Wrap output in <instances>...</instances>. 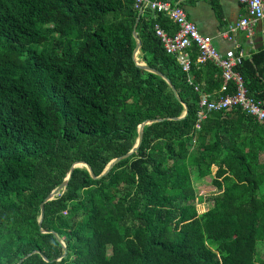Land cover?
<instances>
[{"label":"trees","instance_id":"1","mask_svg":"<svg viewBox=\"0 0 264 264\" xmlns=\"http://www.w3.org/2000/svg\"><path fill=\"white\" fill-rule=\"evenodd\" d=\"M159 1L188 18L198 0ZM137 12L133 0H0V264H264V128L239 108L196 121L200 94L233 85L217 93L210 62L183 73L154 36L177 27ZM133 34L137 60L169 85L135 65ZM235 70L263 101L264 53ZM149 119L161 121L135 153L95 179ZM76 162L94 178L74 168L37 226ZM191 171L215 191L202 213Z\"/></svg>","mask_w":264,"mask_h":264},{"label":"built area","instance_id":"2","mask_svg":"<svg viewBox=\"0 0 264 264\" xmlns=\"http://www.w3.org/2000/svg\"><path fill=\"white\" fill-rule=\"evenodd\" d=\"M235 2L242 7L244 15L226 31L217 35L231 46L222 54L212 47V38L198 33L182 8L159 0H133V6L141 11L146 7L151 12L162 13L177 27L176 32L168 36L155 25L154 36L161 44L164 53L174 59L183 73L187 74L191 65L210 62L220 71L221 83L217 93H225L228 83L233 85L234 92L231 95L213 97L211 94H200L196 121H201L210 112L239 108L264 128V100H254L246 95L241 76L235 70L252 55L240 48L237 36L243 33L247 43L252 46L256 26L264 22V0H235ZM259 36L261 42L264 39V27L260 28ZM193 89L196 90V87Z\"/></svg>","mask_w":264,"mask_h":264},{"label":"crops","instance_id":"3","mask_svg":"<svg viewBox=\"0 0 264 264\" xmlns=\"http://www.w3.org/2000/svg\"><path fill=\"white\" fill-rule=\"evenodd\" d=\"M219 4L221 10V20L217 21L211 11L207 0H198L193 6L186 8L188 19L195 25L198 33L204 36H208L211 39V45L219 53H223L231 46L224 39H221L217 35L226 31V29L238 21L240 17L244 15V11L240 5H238L235 0H216ZM210 17L213 20V25L209 26L208 22L200 23L198 26L193 21L196 19ZM202 20V19H201ZM264 27V22L258 24L255 28V37L252 46L249 45L244 38L243 33H239L237 36V41L245 52L250 54H255L258 51L264 53V39L260 42L259 30ZM211 33V34H210Z\"/></svg>","mask_w":264,"mask_h":264},{"label":"water","instance_id":"4","mask_svg":"<svg viewBox=\"0 0 264 264\" xmlns=\"http://www.w3.org/2000/svg\"><path fill=\"white\" fill-rule=\"evenodd\" d=\"M141 12H142L141 9H139L138 12H137V18L135 19V23H136V20L138 19V17L140 16ZM133 39H134V41H135V46H134V49H133V51H132V56H131V57H132V60H133V62L135 63V65L138 66V67H140V68H142L143 70H145V71H147V72H149V73H152V74H154V75L160 77V78H161V79H162L167 85H169L168 81H167V80H166V79H165L160 73H158L157 71H155V70H153V69H151V68L145 66L142 62L136 63L135 59H137V58H136L137 55L140 54V50H139V41H138L137 37L135 36V34H133ZM169 88H170V90H171L173 96L176 98V94H175V92H174V89H173L171 86H169ZM183 115H185V110H184L182 116H183ZM182 116H181V117H182ZM160 121H161V119H149V120H145V121L141 122V123L138 125L137 130H136V132H137L136 140H135L133 146L130 148V150H129L127 153H125L124 155L119 156V157H117V158L111 160V161H110V162L104 167V169L102 170V172H101L97 177H95V179L100 178V177H102L103 175H105V174L110 170V168H111V167H112L117 161H119V160H121V159H124V158H127V157L130 156L131 154L135 153L136 149L138 148V146H139V144H140V141H141V135H142L144 129H145L146 127H148L149 125H152V124L157 123V122H160ZM74 168H84V169L87 171V173L90 175V177L94 178V177L92 176V173H91V171H90V168H89L85 163H82V162H76V163L72 164L71 167L69 168L68 173H67L66 176L63 178L62 182H61L57 187H55V188H54V189H53V190H52V191H51V192H50V193H49V194L43 199V201L41 202V204H40V206H39V217H38V220H37V226H39V224H40V222H41V220H42V216H43V204H44L45 202H48V201L52 200V199H53V198H54V197H55L60 191H62V190L64 189V187H65L67 181H68L69 178H70L71 171H72ZM39 231H40V233H43V234L47 233V232L42 231V230H39ZM48 233H51L52 236H53V238H54L56 241H58V239H57V237H56V235H55L54 233H52V232H48ZM59 244L62 246V248H63V254H64V245H63L61 242H59ZM24 258H25V257H23L22 259H24ZM22 259H21V260H22ZM21 260H19V261L17 262V264H20Z\"/></svg>","mask_w":264,"mask_h":264},{"label":"rangeland","instance_id":"5","mask_svg":"<svg viewBox=\"0 0 264 264\" xmlns=\"http://www.w3.org/2000/svg\"><path fill=\"white\" fill-rule=\"evenodd\" d=\"M201 19H196V21H193L196 24V26H198L200 23H205V22H208L209 26L213 25V20L210 17L201 18ZM211 171H213V168H211ZM188 179L189 180L191 179L192 181V186L194 189V193H196V196L201 198V202L199 203L195 202V208L197 210V213H202L210 205L209 199L212 195L215 194V191L210 186L208 177L201 180H196L194 171H191L188 174Z\"/></svg>","mask_w":264,"mask_h":264},{"label":"bare ground","instance_id":"6","mask_svg":"<svg viewBox=\"0 0 264 264\" xmlns=\"http://www.w3.org/2000/svg\"><path fill=\"white\" fill-rule=\"evenodd\" d=\"M136 63H139V61L137 59H135Z\"/></svg>","mask_w":264,"mask_h":264}]
</instances>
